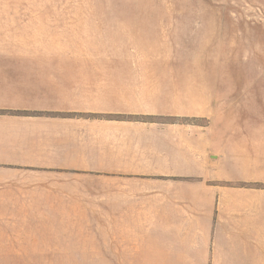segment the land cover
I'll use <instances>...</instances> for the list:
<instances>
[{
	"label": "rangeland",
	"instance_id": "1",
	"mask_svg": "<svg viewBox=\"0 0 264 264\" xmlns=\"http://www.w3.org/2000/svg\"><path fill=\"white\" fill-rule=\"evenodd\" d=\"M0 62L17 103L113 124L181 182L128 238L109 182L0 196V264H264V0H0Z\"/></svg>",
	"mask_w": 264,
	"mask_h": 264
},
{
	"label": "crops",
	"instance_id": "2",
	"mask_svg": "<svg viewBox=\"0 0 264 264\" xmlns=\"http://www.w3.org/2000/svg\"><path fill=\"white\" fill-rule=\"evenodd\" d=\"M22 92L0 71V196H103V182H109L111 212L127 214L120 231L127 238L133 236L130 214L150 211L152 198L166 213L168 198L176 199L174 190L181 187L172 178L178 172L167 170L166 156L162 173H151L142 151L125 150L127 135L120 141L113 124L82 119L70 110L30 108L15 101Z\"/></svg>",
	"mask_w": 264,
	"mask_h": 264
}]
</instances>
